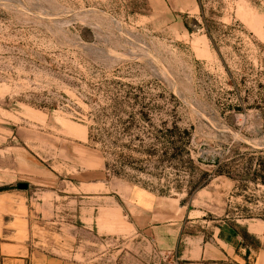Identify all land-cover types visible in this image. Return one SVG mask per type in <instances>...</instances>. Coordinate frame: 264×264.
<instances>
[{"label": "rangeland", "instance_id": "obj_1", "mask_svg": "<svg viewBox=\"0 0 264 264\" xmlns=\"http://www.w3.org/2000/svg\"><path fill=\"white\" fill-rule=\"evenodd\" d=\"M200 5L0 0V238L33 263L209 264L226 225L264 264V0ZM138 200L185 221L146 240Z\"/></svg>", "mask_w": 264, "mask_h": 264}, {"label": "crops", "instance_id": "obj_2", "mask_svg": "<svg viewBox=\"0 0 264 264\" xmlns=\"http://www.w3.org/2000/svg\"><path fill=\"white\" fill-rule=\"evenodd\" d=\"M3 193L0 192V196ZM136 206L140 214L146 217V224L141 229L146 240L152 242L168 241V235H173L184 223L183 217L180 218L175 213L159 209L155 203L147 205L146 201L138 200ZM167 221L165 222V220ZM176 226V227H175ZM176 228V231L173 229ZM166 229V230H165ZM246 234L251 235L249 231ZM167 236V237H166ZM243 244L242 237L236 228L221 226L217 228L216 234L210 242H206L204 248L200 249L198 259L206 260L209 264H242L249 260L251 249L245 247L240 254ZM32 253L26 241L18 242L0 238V264H35L31 258Z\"/></svg>", "mask_w": 264, "mask_h": 264}, {"label": "trees", "instance_id": "obj_3", "mask_svg": "<svg viewBox=\"0 0 264 264\" xmlns=\"http://www.w3.org/2000/svg\"><path fill=\"white\" fill-rule=\"evenodd\" d=\"M199 2V5L201 4V0H197ZM200 11H201V17H202V22H203V27L205 28L206 30V35L208 37V39L213 42V33L214 31L217 29V25L215 22H213L212 20L210 19H207L204 17L203 15V9H202V6L200 5ZM264 165L263 163H260L258 164V169L257 171H255L253 174H261L259 175L260 177V180L261 182H264ZM215 174L218 175V176H221V175H226V172H225V166L224 165H217V169L215 171ZM228 174V173H227ZM2 191H5V190H0V192Z\"/></svg>", "mask_w": 264, "mask_h": 264}, {"label": "water", "instance_id": "obj_4", "mask_svg": "<svg viewBox=\"0 0 264 264\" xmlns=\"http://www.w3.org/2000/svg\"><path fill=\"white\" fill-rule=\"evenodd\" d=\"M18 188H19L20 190H26V189H27V185H22V184H20V185H18Z\"/></svg>", "mask_w": 264, "mask_h": 264}]
</instances>
